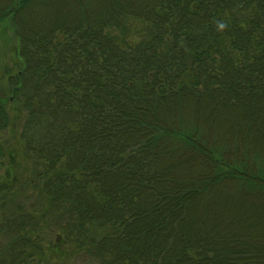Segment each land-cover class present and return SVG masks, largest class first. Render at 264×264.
<instances>
[{
  "label": "trees",
  "instance_id": "obj_1",
  "mask_svg": "<svg viewBox=\"0 0 264 264\" xmlns=\"http://www.w3.org/2000/svg\"><path fill=\"white\" fill-rule=\"evenodd\" d=\"M51 1L0 0L18 40L0 131L22 125L16 144L0 142V264H264L219 228L189 229L213 187L264 191L263 158L182 116L208 95L249 129L264 121V0H157L20 26Z\"/></svg>",
  "mask_w": 264,
  "mask_h": 264
},
{
  "label": "rangeland",
  "instance_id": "obj_2",
  "mask_svg": "<svg viewBox=\"0 0 264 264\" xmlns=\"http://www.w3.org/2000/svg\"><path fill=\"white\" fill-rule=\"evenodd\" d=\"M155 1L157 0L51 1L28 9L22 18L18 19V23L29 32L46 31L57 25L76 22L82 19L84 15L96 19L99 14L109 12L111 6L130 8L136 5L144 6ZM16 32V28L10 20L0 25L1 75L6 68L15 67V61H17L15 51L18 44ZM4 85L7 86L6 80H4ZM209 99L211 97L208 95L201 99V103L192 98L187 99L183 103L182 116L188 122L199 124L202 134L206 138L208 136L209 140L211 138L216 139L218 146L222 145L224 148L228 144L234 151L237 148L239 150L240 148L251 149L252 152L250 153L258 154L264 162V121L260 120L261 117L258 120L256 118L254 126L249 129L251 120L245 116H242L243 119H241L240 115L237 116V112H233L230 107L219 102L208 103ZM176 112L178 110L173 109L168 116L175 117V114L178 118L179 113ZM238 112L239 114L242 113V107L240 110L238 109ZM16 124L14 132L11 127L0 131V142L13 139L16 135V140L12 144L17 143L22 125L19 120L16 121ZM242 124L244 126H240ZM227 137L231 138L227 139ZM252 159H254L255 168L258 163L262 165L259 162L260 159L258 160L256 157H252ZM3 171V169L0 170V176H3ZM206 197L209 201H200L198 198L192 206L190 205L191 228L189 227V229L192 230L198 223H202L206 228L211 227L213 230L219 228L228 235L230 241L233 239L234 242L238 243L237 247L245 248L244 252L254 254L253 257L264 254V191L231 181L213 187Z\"/></svg>",
  "mask_w": 264,
  "mask_h": 264
}]
</instances>
